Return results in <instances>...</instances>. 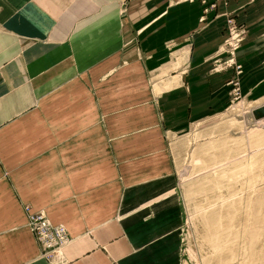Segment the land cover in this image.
<instances>
[{
  "label": "crops",
  "instance_id": "1",
  "mask_svg": "<svg viewBox=\"0 0 264 264\" xmlns=\"http://www.w3.org/2000/svg\"><path fill=\"white\" fill-rule=\"evenodd\" d=\"M264 101V0H0V264H178L168 139ZM24 206L69 241L40 256Z\"/></svg>",
  "mask_w": 264,
  "mask_h": 264
},
{
  "label": "rangeland",
  "instance_id": "2",
  "mask_svg": "<svg viewBox=\"0 0 264 264\" xmlns=\"http://www.w3.org/2000/svg\"><path fill=\"white\" fill-rule=\"evenodd\" d=\"M228 86L225 108L168 139L178 264H264V118L252 115L264 101L250 103Z\"/></svg>",
  "mask_w": 264,
  "mask_h": 264
},
{
  "label": "built area",
  "instance_id": "3",
  "mask_svg": "<svg viewBox=\"0 0 264 264\" xmlns=\"http://www.w3.org/2000/svg\"><path fill=\"white\" fill-rule=\"evenodd\" d=\"M224 31L226 35L224 40L225 46L222 49L227 56L224 60H214L213 65L215 69L223 70L230 68L233 70V76L229 80V84H233V91L237 94L239 90L237 77L241 73V67L236 63L235 53L244 38L246 29L244 26L238 25L232 17H227ZM24 210L27 217V224L38 244L40 256L47 260H52L54 254L68 242V234L65 226L52 224L44 214L32 212L28 207H25Z\"/></svg>",
  "mask_w": 264,
  "mask_h": 264
},
{
  "label": "water",
  "instance_id": "4",
  "mask_svg": "<svg viewBox=\"0 0 264 264\" xmlns=\"http://www.w3.org/2000/svg\"><path fill=\"white\" fill-rule=\"evenodd\" d=\"M252 115L255 119L264 118V105L253 108Z\"/></svg>",
  "mask_w": 264,
  "mask_h": 264
}]
</instances>
